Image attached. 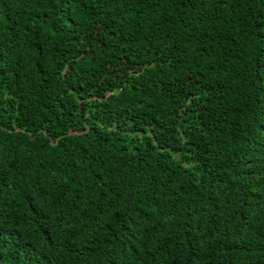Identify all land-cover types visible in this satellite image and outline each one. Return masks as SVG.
<instances>
[{"label":"trees","instance_id":"trees-1","mask_svg":"<svg viewBox=\"0 0 264 264\" xmlns=\"http://www.w3.org/2000/svg\"><path fill=\"white\" fill-rule=\"evenodd\" d=\"M264 0H0V264H264Z\"/></svg>","mask_w":264,"mask_h":264},{"label":"snow or ice","instance_id":"snow-or-ice-1","mask_svg":"<svg viewBox=\"0 0 264 264\" xmlns=\"http://www.w3.org/2000/svg\"><path fill=\"white\" fill-rule=\"evenodd\" d=\"M262 67H264V65H262Z\"/></svg>","mask_w":264,"mask_h":264}]
</instances>
